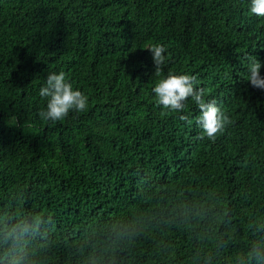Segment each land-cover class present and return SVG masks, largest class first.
<instances>
[{"label": "trees", "instance_id": "16d2710c", "mask_svg": "<svg viewBox=\"0 0 264 264\" xmlns=\"http://www.w3.org/2000/svg\"><path fill=\"white\" fill-rule=\"evenodd\" d=\"M250 0H0V264H255L264 254V17ZM163 43L155 73L147 48ZM66 73L85 112L42 120ZM168 71L196 77L230 123L157 105ZM264 75V67L261 68ZM189 116L188 121L180 119Z\"/></svg>", "mask_w": 264, "mask_h": 264}, {"label": "clouds", "instance_id": "9594fccd", "mask_svg": "<svg viewBox=\"0 0 264 264\" xmlns=\"http://www.w3.org/2000/svg\"><path fill=\"white\" fill-rule=\"evenodd\" d=\"M250 12L264 17V0H250ZM151 52L155 73L160 74L167 65L168 48L163 43H154L147 48ZM246 81L253 87L264 90V75L261 68L264 64L255 56L246 57ZM196 77L188 73L168 71L152 88L157 105L165 110L183 113L185 102L191 100L197 105L199 115L196 126L200 129L201 138L205 136L215 140L218 133L224 131L230 123L229 116L217 104L215 99H205L203 88L195 86ZM39 96L45 100L44 107L38 115L42 120L58 122L64 120L70 112H85L89 106V97L68 79L65 72L47 73ZM180 119L189 120V116L181 114ZM255 264H264V254L260 250L252 253Z\"/></svg>", "mask_w": 264, "mask_h": 264}]
</instances>
